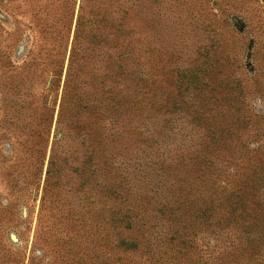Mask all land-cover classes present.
Instances as JSON below:
<instances>
[{"label":"rangeland","instance_id":"rangeland-1","mask_svg":"<svg viewBox=\"0 0 264 264\" xmlns=\"http://www.w3.org/2000/svg\"><path fill=\"white\" fill-rule=\"evenodd\" d=\"M79 16L111 86L133 46L99 192L57 134ZM0 264H264V0H0Z\"/></svg>","mask_w":264,"mask_h":264},{"label":"trees","instance_id":"trees-1","mask_svg":"<svg viewBox=\"0 0 264 264\" xmlns=\"http://www.w3.org/2000/svg\"><path fill=\"white\" fill-rule=\"evenodd\" d=\"M105 21L106 19L104 17H93L91 20H84L79 16L77 19L74 42L69 57L64 92L57 122L59 128L57 134L60 133L62 137L64 124L69 136L71 137L72 135L71 139L74 137V140H79L78 143L84 153L82 170L85 173V179L90 180L88 182V189L96 192L106 187L104 180L102 181L101 179L105 174L102 172L103 168L100 165L98 166V161L109 165L110 158L112 160V155L107 154V151L109 145L114 146L116 126L123 113L122 105L124 97L121 94V90L116 89V86L120 82L132 81L134 74V71L130 67L133 50L131 35L130 32L128 33L129 30H124V34L121 35H126V54L122 62L120 59L122 54H117V58L119 57V59L116 60V70L114 72V78H116L114 84L116 86H111L110 83H107L111 80V61L114 59H111L110 54L105 58V53L102 50L109 41ZM116 39L117 37L113 38V42ZM81 40L85 43L84 48L87 50L90 49V56H93L98 64L101 65V69L104 71L103 74H92V70L90 71L88 66L81 68L80 65L75 64L79 47L83 43ZM114 44L116 45L117 43ZM81 71L89 77L87 80L82 79V83L76 81L77 75ZM89 74L92 75L90 76ZM84 83L89 84L90 87H85L83 85ZM65 119L68 121H65ZM103 137H108L110 139L108 143L111 144H106ZM54 159L55 155L50 157L47 175L51 174L50 166L54 164ZM111 189L112 186L109 184V189L106 191L111 192ZM114 213L116 212L110 214L112 221H114L111 218ZM178 217L181 219L183 215L178 214ZM130 244L136 246V241L131 240ZM246 249L248 248L246 247ZM246 252L247 250L241 254L243 255Z\"/></svg>","mask_w":264,"mask_h":264}]
</instances>
